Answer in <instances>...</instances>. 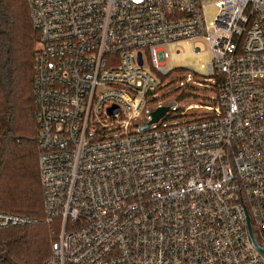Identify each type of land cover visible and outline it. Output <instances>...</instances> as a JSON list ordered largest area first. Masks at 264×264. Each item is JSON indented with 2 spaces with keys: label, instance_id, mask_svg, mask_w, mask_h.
<instances>
[{
  "label": "built area",
  "instance_id": "2783aa9c",
  "mask_svg": "<svg viewBox=\"0 0 264 264\" xmlns=\"http://www.w3.org/2000/svg\"><path fill=\"white\" fill-rule=\"evenodd\" d=\"M26 2L44 219L0 231L51 227L44 264H264V0ZM183 43L204 73L167 69Z\"/></svg>",
  "mask_w": 264,
  "mask_h": 264
},
{
  "label": "trees",
  "instance_id": "16d2710c",
  "mask_svg": "<svg viewBox=\"0 0 264 264\" xmlns=\"http://www.w3.org/2000/svg\"><path fill=\"white\" fill-rule=\"evenodd\" d=\"M37 39L38 33L32 25L26 0H0V88L4 89L5 92L8 91L7 103L10 104L14 116V134L11 141L5 146L2 161L6 173L3 174L2 171L0 175V189L4 188L2 184H5L6 191L7 189L8 191L7 194L5 190L2 191L3 193L0 191V206L11 209L8 206L5 207L3 203L11 201L9 197L11 194L10 189L11 187L17 188L15 186L16 181L20 186H23V189H21V191L23 190L22 200L26 204H31L28 207L23 206V209H20L19 212L2 209L0 211L44 219L45 193L41 185L37 164L40 154L38 139L37 137L34 139L26 137L27 122L28 126L30 122L32 125L35 124L36 128L35 126L34 128L38 135L35 105L32 97L33 65ZM21 82L28 83L27 108H24L20 113L17 111V114L13 100V98L15 99L14 87H16V83L18 87H21ZM23 116L26 117L25 123ZM12 182L13 186H11ZM31 196L34 201H30ZM12 210L17 211L18 209ZM35 213L37 214L35 215ZM50 229L48 225L39 223L25 228L0 231V264H39L40 259L46 254L42 251L43 249L38 250L35 257H33V254H29L28 257H18L14 253L18 248L28 250V247H30L28 243H32L31 239L34 237L33 233H44L47 237L45 236L46 238L42 239V243L48 244L47 231H50ZM21 242L20 246L15 247ZM50 251L51 246L49 255ZM49 255L44 262L49 258Z\"/></svg>",
  "mask_w": 264,
  "mask_h": 264
},
{
  "label": "rangeland",
  "instance_id": "374dc122",
  "mask_svg": "<svg viewBox=\"0 0 264 264\" xmlns=\"http://www.w3.org/2000/svg\"><path fill=\"white\" fill-rule=\"evenodd\" d=\"M216 1H219V0H211V2H209L208 6L205 9V17H206L208 25H210L216 17L217 12H216V9L214 7V3ZM178 47L181 51L180 54H176L174 52L176 47H171L169 49L170 55H171L167 61V69L169 71H173L175 69H180V72H181V70L184 71L185 69L192 68V69H194L195 72L200 73V74L205 72L204 67L210 62V52L208 51V49L205 46H199L202 49V52L198 53V54L194 51L193 46L189 45L187 43L180 44V45H178ZM168 80H171V78L166 79L165 82H167ZM15 85H16V87H14L15 88V93H14L15 99L13 98V100L15 102L14 105H15L16 112L18 111L20 113L21 111H23L24 108H27L26 97L28 95V83H24V82L22 83L21 82V84H20V85H22L21 87L20 86L18 87L17 83ZM6 92H7V94H6ZM6 92L4 91V89L0 88V111H1V113H5L4 105H7V102H8V99H7L8 91H6ZM161 92L163 94H166V97L168 96L167 99H170V100H166L165 98H160L159 100L164 101V104H170L173 101H176V100L178 101L180 98L179 97L180 90H177L176 83L170 84V82H169L167 87H165ZM160 95H161V93H160ZM201 98L202 97L200 95L199 96L195 95L192 98H188L189 100H185L184 105L200 104V100H202ZM179 104H180V102H179ZM150 109H154V107L151 106ZM18 112H17V114H18ZM25 116H26V114H25ZM17 120H19V119H17ZM25 122H26V117H24V123ZM26 126H27V131H26L27 134L25 133L26 137L28 139H34L37 137V139H38V135H37V132L35 130V128H36L35 124L33 123V125H32V123L30 122L29 126H28V122H27ZM34 126H35V128H34ZM4 150H5V147L0 144V175H1L2 171H3V174L6 173L5 172L6 169L4 168V165L2 164ZM2 185L4 186V188H2ZM2 185H1L2 189H0V191L1 192L4 190L6 191L5 184H2ZM11 186H13V182L11 183ZM15 186H17L16 189H14L12 187L10 189L11 194L9 197H10L11 201H6L3 203V205L5 207L8 206V208H11V209H5L1 206H0V209L6 210V211L19 212L20 209H23V206L28 207L31 205V204H26L25 201H23L21 198V196H23V190L21 191V189H23V186H20V184L17 181H16ZM7 191H8V189H7ZM7 191H6V194H7ZM32 200L34 201V199L31 196L30 201H32ZM12 209H18V210L14 211ZM36 214L37 213H35V215ZM33 235H34V237H32V239H31L32 243H30V242L28 243V246H30V247H28V250L18 248V249H16L14 254L18 257H24V256L28 257L29 254L30 255L33 254V257H35L36 252H38V250H40V249H43L42 251H44L46 254L39 261V264H43L44 260L49 255L50 246H51V243L53 242L51 229H50V231H47L48 240H49L48 244L42 243L43 242L42 239L47 237L46 235H44V233H33ZM51 239H52V242H51ZM13 244H14V242H13ZM20 244H22V242L15 245V247L20 246ZM21 246H23V245H21ZM41 247H44L46 249L41 248ZM25 249H27V248H25ZM36 257H37V259H39L38 256H36Z\"/></svg>",
  "mask_w": 264,
  "mask_h": 264
},
{
  "label": "flooded vegetation",
  "instance_id": "af4514ba",
  "mask_svg": "<svg viewBox=\"0 0 264 264\" xmlns=\"http://www.w3.org/2000/svg\"><path fill=\"white\" fill-rule=\"evenodd\" d=\"M4 109L5 113L0 111V144L5 147L14 134V116L9 103L4 105Z\"/></svg>",
  "mask_w": 264,
  "mask_h": 264
},
{
  "label": "water",
  "instance_id": "95a60500",
  "mask_svg": "<svg viewBox=\"0 0 264 264\" xmlns=\"http://www.w3.org/2000/svg\"><path fill=\"white\" fill-rule=\"evenodd\" d=\"M169 111L168 107H164V108H159L157 109L155 112L152 113V121H150L145 127L142 128L143 129H147L150 125L157 123L162 117H164L166 115V113ZM114 111H111V113H113ZM248 223H249V232H250V237L252 239V243L253 246L255 247V249L264 256V248L261 247L258 244V240L256 238V236L253 233L252 230V226L250 224V218L248 217Z\"/></svg>",
  "mask_w": 264,
  "mask_h": 264
}]
</instances>
